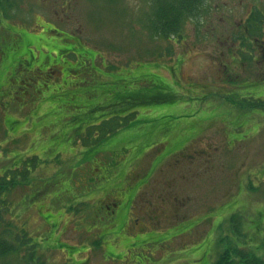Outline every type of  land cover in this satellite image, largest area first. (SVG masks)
<instances>
[{
  "label": "rangeland",
  "instance_id": "374dc122",
  "mask_svg": "<svg viewBox=\"0 0 264 264\" xmlns=\"http://www.w3.org/2000/svg\"><path fill=\"white\" fill-rule=\"evenodd\" d=\"M4 2L0 176L24 164L8 196L46 264H214L231 246L264 255V106L236 107L264 98V83L246 87L264 61L243 53L241 65L230 49L264 0H208L170 40L151 30L150 0ZM80 41L82 59L72 54L69 74L54 71L60 58L43 66ZM143 77L157 81L123 98ZM244 80L236 89L233 81ZM154 96L164 101L141 102ZM86 120L101 123L85 131ZM142 185L128 229L146 230L130 232L127 211ZM67 242L77 246L70 261L60 250Z\"/></svg>",
  "mask_w": 264,
  "mask_h": 264
},
{
  "label": "trees",
  "instance_id": "16d2710c",
  "mask_svg": "<svg viewBox=\"0 0 264 264\" xmlns=\"http://www.w3.org/2000/svg\"><path fill=\"white\" fill-rule=\"evenodd\" d=\"M207 1L208 0H153L154 17L150 21L152 29L165 36L181 33L186 21L190 19H200L203 15L202 13L207 12ZM31 45H33V42L28 41L27 46ZM78 47L81 48V45L77 47L71 46L65 49L69 50L70 48ZM31 57L34 59L32 52ZM51 58V56H46L43 64H46ZM68 65H66L67 70L69 68ZM140 81L153 84V81H157V79L153 77L152 79L143 77ZM145 88L125 91L122 97L127 99L135 98L136 96L139 97L140 94L136 92H140ZM107 91L108 93L112 92V90ZM116 95L119 97L118 92ZM154 101H164V97L154 96V98L150 100H141V102L145 104H151ZM132 116V114L127 116L129 118L126 117L127 119H125V122L132 118ZM8 177V173L6 172L4 176L0 178V264H11L2 261L4 256L9 254L15 255L14 260L18 262L17 264H21V262L36 264L34 262L36 261V256L32 254L37 251V243L33 242L26 230L20 229L13 222V207L7 195L16 184V180ZM215 264H264V257L253 252L229 247L220 254Z\"/></svg>",
  "mask_w": 264,
  "mask_h": 264
},
{
  "label": "flooded vegetation",
  "instance_id": "af4514ba",
  "mask_svg": "<svg viewBox=\"0 0 264 264\" xmlns=\"http://www.w3.org/2000/svg\"><path fill=\"white\" fill-rule=\"evenodd\" d=\"M247 19L250 21V26L249 25L246 26L244 35H233L235 37L234 39L235 46L234 48L232 47L230 48L232 49V51L235 50L237 55V56L233 55L231 57H233V59H237L241 65L243 64V59L245 58L243 53H248L250 56L253 57V59H255L256 57L255 59L256 61H264V11L260 10L257 13L256 10L253 9L248 14ZM253 23H255L256 25H254ZM256 83L257 84L264 83V71L248 81L249 86ZM253 98L258 100L264 99L262 97H257V96H254ZM133 206H134L133 204H130L129 209L127 211L126 222H125V226L127 229L130 219V210L132 211L131 208ZM144 228H145L144 224H141L138 229L144 230ZM65 255H66V260L69 259L68 261H70L71 258H68V251L65 252ZM81 259H82L81 261L82 264L84 258H80L79 260Z\"/></svg>",
  "mask_w": 264,
  "mask_h": 264
}]
</instances>
